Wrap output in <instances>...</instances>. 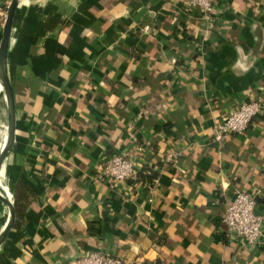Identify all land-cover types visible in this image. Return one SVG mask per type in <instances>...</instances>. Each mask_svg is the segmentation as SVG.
<instances>
[{"label": "crops", "instance_id": "1", "mask_svg": "<svg viewBox=\"0 0 264 264\" xmlns=\"http://www.w3.org/2000/svg\"><path fill=\"white\" fill-rule=\"evenodd\" d=\"M0 1L6 14L11 0ZM213 3L205 13L188 0L20 1L8 51L16 135L0 171L18 213L0 264H72L92 251L264 264V243L224 222L238 189L264 215V109L213 139L236 106L264 103V0ZM7 124L0 83V149ZM122 149L155 178L111 184L102 170ZM8 219L0 201V232Z\"/></svg>", "mask_w": 264, "mask_h": 264}, {"label": "built area", "instance_id": "2", "mask_svg": "<svg viewBox=\"0 0 264 264\" xmlns=\"http://www.w3.org/2000/svg\"><path fill=\"white\" fill-rule=\"evenodd\" d=\"M189 4L201 9L205 13H211L214 8L213 0H188ZM0 14L2 11L0 1ZM6 17V14H5ZM4 17V19H5ZM145 30H150L146 25ZM264 109V103L261 100H253L236 106L230 114L215 126L213 139L218 142H224L232 133L241 134L251 124L255 116ZM133 149H122L115 152L105 164L102 175L106 177L111 184L126 181L132 178H140L136 169ZM181 156L180 152L169 154L167 160ZM9 196H12L11 194ZM257 201L253 194L248 191L238 189L234 198L227 206L224 222L228 228L247 244L264 243V215L256 211ZM72 264H139L137 261L128 260L107 251H92L77 257Z\"/></svg>", "mask_w": 264, "mask_h": 264}, {"label": "water", "instance_id": "3", "mask_svg": "<svg viewBox=\"0 0 264 264\" xmlns=\"http://www.w3.org/2000/svg\"><path fill=\"white\" fill-rule=\"evenodd\" d=\"M20 1L21 0H11L10 4L7 6L6 18L2 30V39L0 42V83L5 89L8 111V124L6 135L2 147L0 149V171L5 158L8 156L9 152L13 148L16 135V107L13 85L9 75L8 51L10 46L14 17ZM0 201L4 203L9 209L8 222L4 229L0 232L1 245L16 222V208L12 200V196L4 194L1 191Z\"/></svg>", "mask_w": 264, "mask_h": 264}, {"label": "trees", "instance_id": "4", "mask_svg": "<svg viewBox=\"0 0 264 264\" xmlns=\"http://www.w3.org/2000/svg\"><path fill=\"white\" fill-rule=\"evenodd\" d=\"M155 176H156V174H154V173L151 174V175H145V174L142 173V174L140 175V177L143 178V179H144V178H146V179H147V178H149V179H153V178H155ZM15 206H16V210H17V213H18V198H17V195H16V194H15Z\"/></svg>", "mask_w": 264, "mask_h": 264}]
</instances>
